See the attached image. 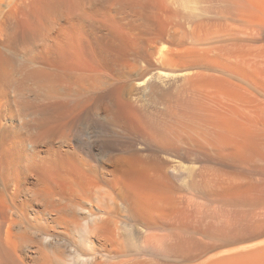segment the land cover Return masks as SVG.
<instances>
[{"label": "rangeland", "instance_id": "1", "mask_svg": "<svg viewBox=\"0 0 264 264\" xmlns=\"http://www.w3.org/2000/svg\"><path fill=\"white\" fill-rule=\"evenodd\" d=\"M14 1L0 0V151L30 150V143L40 137L53 139L37 147L45 154L74 151L84 143L91 169L104 173L106 212L130 217L138 229L136 264H264V0L260 8L251 5L245 18L233 20L220 15L224 13L218 11L219 4L211 0H201L197 11H191L197 15L198 27L194 19L188 27L194 38L216 37L224 41L220 46L240 53L234 60L219 51L199 53L203 62L219 65L216 72L201 71L214 78H207L208 87L194 89L177 73L171 75L173 68L163 69L172 72L165 84L173 97L174 119L183 120L180 108L187 111L185 143L197 151L190 157L183 151L157 152L153 139H167L171 128L152 122L144 140L138 132L115 126L103 113H92L93 106L84 103L102 84L96 76L86 85L74 77L93 66L86 21L91 9L104 12L109 3L39 0L40 36L35 44H17L8 39L7 25L28 31L33 0ZM72 9L83 14L71 22L77 23L83 42H74L58 68L47 46L53 47L56 32L67 26L62 15ZM59 69L64 75L60 81ZM220 91L230 95L220 96ZM61 136L68 142H58ZM105 156L119 162L101 169L99 160ZM120 234L127 239L126 231Z\"/></svg>", "mask_w": 264, "mask_h": 264}, {"label": "bare ground", "instance_id": "2", "mask_svg": "<svg viewBox=\"0 0 264 264\" xmlns=\"http://www.w3.org/2000/svg\"><path fill=\"white\" fill-rule=\"evenodd\" d=\"M87 1L99 3V0ZM104 1L109 3L104 12L103 8L94 7L89 11V19L86 21L87 48L93 59V66L91 70L85 71L88 70L93 75L85 71L74 75L75 80L83 85L92 76L102 81L101 86L95 89L96 93L84 103L93 106L95 111L92 113H103L115 126L121 124L130 131L138 132L144 140L149 135L147 128L152 122L153 125L158 123L160 127L171 128L167 139H153L160 154L166 155L170 151L174 154L183 151L186 157L197 154V151L186 147L185 143V137L189 136L185 131L189 119L187 111L180 108L179 114H182L183 120L177 122L174 119L170 107L173 97L171 98L170 88L165 81L177 73L184 84L201 90L209 86L208 79H214L203 75L201 71L216 72L219 65L213 66L207 61L204 63L197 57L199 53L205 55L219 51L222 57L228 54L227 57L233 60L240 53L237 49L228 50L223 45L220 46L224 43L222 39L193 37V31H189L188 27L194 17L197 19V15L194 16L191 11H197L201 0ZM213 1L219 4L218 11L224 13L220 15L230 17L231 20L238 16L245 18L251 5L260 8L263 2L211 0ZM32 3L33 13L30 19H26L30 26L28 31L14 28L12 23L7 25L8 39L13 38L17 44H35L40 36L39 0H33ZM10 4L13 5V2ZM20 5L22 9L26 8L24 2ZM115 5L119 7L114 8ZM74 11L72 9L62 15L67 26L58 28L53 47L47 46V51L52 53L58 68L66 62L62 61L70 53L74 42L82 41L77 33V23L71 22L79 21L83 14L76 15ZM112 12H116V15H111ZM119 14L124 16L119 17ZM194 27H198V24ZM223 49L224 53L221 54ZM168 67L173 68L171 71L174 70L173 73L169 70L171 75L170 72L163 71ZM62 76L63 72L59 69L58 79ZM135 80H139L136 85L138 87L133 85ZM220 92V96L222 93L224 96L230 95ZM155 136L160 135L155 131ZM51 140L53 139L49 137L37 138L30 143V150L25 148L28 151L16 148L0 151V264H136L138 229L130 217L106 212L102 202L106 196L102 194L104 173L97 175L91 169L88 154L84 150L86 145L82 143L83 146H77V150L61 149L51 154L37 151L39 145H45ZM3 141L0 139V144ZM57 141L68 142L63 136ZM263 146L261 147L264 148ZM99 161L104 170L114 166V161L119 162L111 156H105ZM253 206L250 205V211ZM123 230L127 234L126 240L120 234ZM175 237L178 238V235Z\"/></svg>", "mask_w": 264, "mask_h": 264}]
</instances>
